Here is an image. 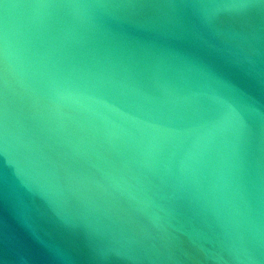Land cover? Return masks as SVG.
Here are the masks:
<instances>
[{
    "label": "water",
    "instance_id": "1",
    "mask_svg": "<svg viewBox=\"0 0 264 264\" xmlns=\"http://www.w3.org/2000/svg\"><path fill=\"white\" fill-rule=\"evenodd\" d=\"M0 264H264V0H0Z\"/></svg>",
    "mask_w": 264,
    "mask_h": 264
}]
</instances>
